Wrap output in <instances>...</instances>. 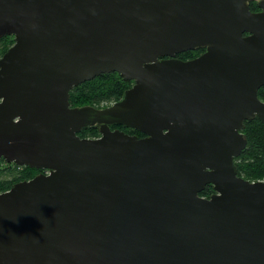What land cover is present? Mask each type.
I'll return each mask as SVG.
<instances>
[{"label": "water", "instance_id": "1", "mask_svg": "<svg viewBox=\"0 0 264 264\" xmlns=\"http://www.w3.org/2000/svg\"><path fill=\"white\" fill-rule=\"evenodd\" d=\"M4 35L0 158L45 172L0 192V264H264V179L233 161L264 123V0H0ZM110 72L118 100L70 106Z\"/></svg>", "mask_w": 264, "mask_h": 264}, {"label": "trees", "instance_id": "2", "mask_svg": "<svg viewBox=\"0 0 264 264\" xmlns=\"http://www.w3.org/2000/svg\"><path fill=\"white\" fill-rule=\"evenodd\" d=\"M250 9H258L256 2H250ZM13 43L11 35H5L0 38V56L1 54ZM203 49L188 50L177 54L181 59H191L197 56ZM132 85V81H124L117 72L103 73L91 80L80 83L73 87L69 92L70 106L93 105L96 106L102 101L111 100L113 102L118 100L125 89ZM258 97L264 101V85L257 91ZM97 107V106H96ZM105 107V106H104ZM112 127H123L118 125H111ZM126 129V128H124ZM127 131L136 133V135L143 136L142 133L136 129L128 128ZM247 142L241 153L233 158L234 164L237 169V175L249 181H256L264 179V123L257 118L244 121V128L241 130ZM80 136H98L99 132L96 126L83 128ZM3 161V159L1 158ZM4 169L9 171L20 170V175H14L7 172L3 175L0 172V192L5 191L11 187L12 184L30 179L38 171L37 168L29 166H17L13 163L0 164ZM0 167V171H1ZM22 170V172H21ZM7 171V170H5ZM213 186L207 184L205 188L199 192L200 196L208 197L213 192Z\"/></svg>", "mask_w": 264, "mask_h": 264}, {"label": "flooded vegetation", "instance_id": "3", "mask_svg": "<svg viewBox=\"0 0 264 264\" xmlns=\"http://www.w3.org/2000/svg\"><path fill=\"white\" fill-rule=\"evenodd\" d=\"M250 10L255 12V11H258V10H260V9L258 8V9H256V10H252V9H250ZM244 34H246V33H244ZM4 36H5V35H4ZM12 37H13V35H12ZM0 38H1V37H0ZM9 47H10V46H9ZM202 52H203V51H201L199 54H201ZM2 54H3V53H2ZM2 54H1V55H2ZM199 54H198V55H199ZM198 55H197V56H198ZM176 57H177V55H176ZM177 58H180V57H177ZM180 59H181V58H180ZM183 60H184V59H183ZM132 83H133V81H132ZM262 86H263V85H262ZM260 87H261V86H260ZM260 87H259V88H260ZM259 88H258V89H259ZM259 99H260V98H259ZM262 101H263V100H262ZM118 126H122V125H118ZM124 128H126V129H124ZM110 129H111V130H113V129H119V130L124 131L125 133L131 134V135H136V133H131V132L127 131L128 127H112V126H110ZM131 129H132V128H131ZM137 131H138V130H137ZM79 133H80V131L77 133L78 136H79V137H83V136H80ZM140 133H141V132H140ZM98 136H100V133H99ZM98 136H91V137H90V136H87V138H95V137H98ZM137 136H138V135H137ZM143 136H144V134H143ZM143 136H140V137H143ZM138 137H139V136H138ZM3 161H4V160H3ZM7 164H10V163H7ZM13 164H14V163H13ZM19 167H20V166H19ZM37 170H38V171L36 172V174L39 173V172H45L44 169H37ZM213 192H214V191H213ZM213 192H212V193H213Z\"/></svg>", "mask_w": 264, "mask_h": 264}, {"label": "rangeland", "instance_id": "4", "mask_svg": "<svg viewBox=\"0 0 264 264\" xmlns=\"http://www.w3.org/2000/svg\"><path fill=\"white\" fill-rule=\"evenodd\" d=\"M12 36V35H11ZM14 41V40H13ZM111 103H113V99H111V100H106V101H102L100 104H98V105H96L97 107H104V106H107V105H110ZM5 164L6 162L5 161H2L1 160V158H0V164ZM13 166H14V164H13ZM1 167V166H0ZM5 170H7V171H5ZM4 171V172H3ZM0 172H3V175H6L7 174V172H10L11 174H12V177L14 176V175H17V176H19L20 175V170H13V171H9L8 169H4V168H2L1 167V171ZM21 172H22V170H21Z\"/></svg>", "mask_w": 264, "mask_h": 264}]
</instances>
